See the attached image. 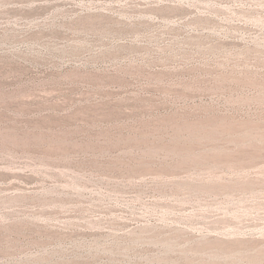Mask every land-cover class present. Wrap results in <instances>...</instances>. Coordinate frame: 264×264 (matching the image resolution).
<instances>
[{
  "label": "rangeland",
  "instance_id": "1",
  "mask_svg": "<svg viewBox=\"0 0 264 264\" xmlns=\"http://www.w3.org/2000/svg\"><path fill=\"white\" fill-rule=\"evenodd\" d=\"M0 264H264V0H0Z\"/></svg>",
  "mask_w": 264,
  "mask_h": 264
}]
</instances>
